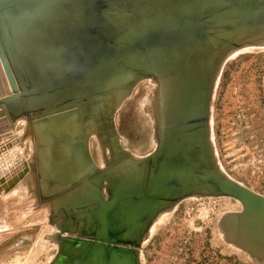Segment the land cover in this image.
<instances>
[{
  "label": "water",
  "instance_id": "water-1",
  "mask_svg": "<svg viewBox=\"0 0 264 264\" xmlns=\"http://www.w3.org/2000/svg\"><path fill=\"white\" fill-rule=\"evenodd\" d=\"M245 48H264V0H0V132L26 119L47 147L50 264H141L157 218L191 197L237 201L222 238L264 263V196L222 170L211 138L217 81ZM143 81L156 146L136 157L115 115Z\"/></svg>",
  "mask_w": 264,
  "mask_h": 264
},
{
  "label": "rangeland",
  "instance_id": "rangeland-1",
  "mask_svg": "<svg viewBox=\"0 0 264 264\" xmlns=\"http://www.w3.org/2000/svg\"><path fill=\"white\" fill-rule=\"evenodd\" d=\"M153 86L150 81L139 83L115 115L120 143L136 157L150 154L156 146L147 110ZM24 127L20 122L15 131ZM211 138L222 170L264 196V48L240 52L224 64L212 102ZM26 143L22 157L30 162L34 151ZM89 149L101 167L104 154L100 147L89 143ZM25 175L26 192L15 189L5 199L9 192L0 189V264H50L57 254L54 235L58 230L50 221V206L45 201L49 190L43 195L44 182L35 181L33 172ZM36 185L43 194L35 193ZM240 210V204L227 197L182 200L154 223L140 248L141 264H264L222 238L220 218Z\"/></svg>",
  "mask_w": 264,
  "mask_h": 264
},
{
  "label": "bare ground",
  "instance_id": "bare-ground-1",
  "mask_svg": "<svg viewBox=\"0 0 264 264\" xmlns=\"http://www.w3.org/2000/svg\"><path fill=\"white\" fill-rule=\"evenodd\" d=\"M251 49L252 48L241 49L239 51L234 52L230 57L232 58V57L236 56L237 54H239L240 52H244V51L251 50ZM0 69H1V65H0ZM1 73H2V76H1ZM1 73H0V78L1 79L4 78V81L2 80L0 82V96L2 95L3 87L5 88V86H6L8 88L5 76L2 72V69H1ZM149 87H151V86H149ZM153 89H154V86H153ZM20 122H23V124L25 126L22 129V131L16 132L15 131L16 126H15L12 130L5 132L3 135H0V173H1V175H0V177H1L0 178V189H4L5 193L9 192L8 195L7 194L4 195L5 199H7V198H9V196H11L10 194H12L11 193L12 190L16 189L17 191L19 190V192H21V193H22V191H23V193L26 192V183H25L26 175H25V173L27 171H28V174L33 172L34 177H35V181L39 179V180L43 181L44 183H46V181H48V178L50 179V177H51L49 175V174H51V171L43 172V170L41 169L43 167V165L45 164V159L41 155L46 152L47 147L41 146L40 143L37 142V140H35V137L37 135H36V133H34V128L31 126V124L26 123V119L25 120H19V122L17 124H19ZM26 142L30 143L31 148L34 151V157L32 160H30V162L26 161V159H24V157H22V153H23ZM89 143H94V144L98 145L100 147V150L102 151V149H101L102 146H101L100 142L98 141V139H96L95 137L90 138ZM20 145H21V149H20ZM88 148H89V145H88ZM88 150L90 153V149H88ZM29 158H30V156H29ZM93 161H94V159H93ZM6 177H8V178L6 179ZM35 188H36L35 193H37L38 196L40 195V193L43 194V192H40V190H38L39 187H37V185ZM54 188L55 187H53V189ZM48 190H49L48 195H51L55 192V191H52L50 189H48ZM46 195H47V192H46ZM8 203L9 202L7 201L5 203V206L8 205ZM1 207H3V206H1ZM163 218H164V216L161 215L157 218V220L155 222L163 220ZM55 236L56 235H54V237ZM64 237H65V235H64ZM57 245H58V243H57ZM58 250H59V245H58Z\"/></svg>",
  "mask_w": 264,
  "mask_h": 264
},
{
  "label": "flooded vegetation",
  "instance_id": "flooded-vegetation-1",
  "mask_svg": "<svg viewBox=\"0 0 264 264\" xmlns=\"http://www.w3.org/2000/svg\"><path fill=\"white\" fill-rule=\"evenodd\" d=\"M57 253H58V250H57Z\"/></svg>",
  "mask_w": 264,
  "mask_h": 264
}]
</instances>
